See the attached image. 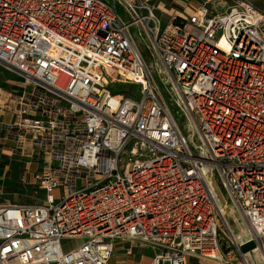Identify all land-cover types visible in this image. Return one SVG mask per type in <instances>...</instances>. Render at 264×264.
Segmentation results:
<instances>
[{"label":"built area","instance_id":"obj_1","mask_svg":"<svg viewBox=\"0 0 264 264\" xmlns=\"http://www.w3.org/2000/svg\"><path fill=\"white\" fill-rule=\"evenodd\" d=\"M230 1L212 14L205 0L163 24L148 0H0V68L21 80L5 95L16 119L7 129L32 149L44 195L0 205V264H111L118 241L149 248L150 264H228L224 254L246 264L248 241L264 260V13ZM134 26L198 136L199 157ZM210 166L245 241L226 222Z\"/></svg>","mask_w":264,"mask_h":264},{"label":"crops","instance_id":"obj_2","mask_svg":"<svg viewBox=\"0 0 264 264\" xmlns=\"http://www.w3.org/2000/svg\"><path fill=\"white\" fill-rule=\"evenodd\" d=\"M145 1V0H144ZM155 7V14L164 24L171 17L186 18L191 15L205 0H148ZM256 10L264 13V0H245ZM214 2L224 0H210L208 6ZM0 70H3L0 68ZM4 71V70H3ZM6 72V71H5ZM7 76L9 72H6ZM11 74V73H10ZM14 75V74H12ZM3 75L0 80V205L18 203H34L41 200V192L36 190L33 175L39 166L29 157L32 149L26 141H22L15 134H9L8 125L15 119L13 107L5 104V95L9 91L18 92L20 84H10V79ZM24 150L19 154L17 148ZM4 161V162H2ZM3 163V164H2ZM10 163V164H9ZM24 198V199H23ZM129 248L131 254L127 255L125 249ZM152 252L147 247H139L126 241H118L110 259L111 264H150ZM246 264H264L257 251L243 254ZM188 264H214L196 258L188 259ZM223 262L228 264H243L239 256H223Z\"/></svg>","mask_w":264,"mask_h":264},{"label":"rangeland","instance_id":"obj_3","mask_svg":"<svg viewBox=\"0 0 264 264\" xmlns=\"http://www.w3.org/2000/svg\"><path fill=\"white\" fill-rule=\"evenodd\" d=\"M103 1H110V0H103ZM214 3L215 4H213L212 7L210 6L208 7L210 13L212 14L215 12H219V13L222 12L228 5L231 4V1L226 0L225 3L222 2H214ZM117 9H118V15L121 18L125 19L121 11L119 10L120 9L119 5H117ZM130 33L134 38L137 48L140 49L139 51L142 54L148 69L150 70L153 78L155 79L154 81L158 86L160 95H162L161 96L162 100L164 101L165 105L167 106L172 116L174 117L181 134L183 135L189 146V149L193 152V154L199 157L200 154H198V150L196 149V147L200 145L198 136L197 134H195V132L191 130L192 126H190V123L184 116L183 112L177 107L176 105L177 98L170 86V82H169L170 80H168V77L165 74L158 59L154 56L152 51L149 50L148 48L149 44L146 36L143 35V32L141 31L140 28L137 30V27L135 26L130 28ZM3 75L7 76L5 70L4 71L0 70V80H2ZM8 75H10L7 76V78L10 79V84H15V85L20 84L21 80L17 76L12 75L10 73ZM125 92H127L126 89ZM210 168H211L210 170L211 173H208L207 177L211 183L212 189L214 190L216 199L220 202V204L223 207L224 217H226L225 218L226 222L232 233H234L233 235L236 241L237 242L245 241L246 239L249 238L247 228L244 222L242 221V219L240 218L239 213L236 207L234 206V203L231 201L225 189L221 186V182L219 181L216 173L214 172V168L211 166ZM41 195L44 196L42 193ZM16 204H23V203L17 202ZM74 242H72L69 239L61 240V244L64 246Z\"/></svg>","mask_w":264,"mask_h":264},{"label":"water","instance_id":"obj_4","mask_svg":"<svg viewBox=\"0 0 264 264\" xmlns=\"http://www.w3.org/2000/svg\"><path fill=\"white\" fill-rule=\"evenodd\" d=\"M254 247L255 246H254L253 242L248 241V242H245L244 244H242L240 246V251H241L242 254H246V253H248V252H250L252 250H255Z\"/></svg>","mask_w":264,"mask_h":264},{"label":"bare ground","instance_id":"obj_5","mask_svg":"<svg viewBox=\"0 0 264 264\" xmlns=\"http://www.w3.org/2000/svg\"><path fill=\"white\" fill-rule=\"evenodd\" d=\"M252 251H254V250H252Z\"/></svg>","mask_w":264,"mask_h":264}]
</instances>
